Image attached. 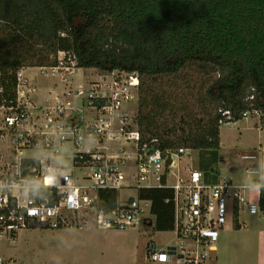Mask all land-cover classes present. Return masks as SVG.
Segmentation results:
<instances>
[{
  "label": "built area",
  "instance_id": "obj_1",
  "mask_svg": "<svg viewBox=\"0 0 264 264\" xmlns=\"http://www.w3.org/2000/svg\"><path fill=\"white\" fill-rule=\"evenodd\" d=\"M57 59V65L37 69L42 75L71 76L81 69L70 53L59 52ZM28 69L17 71L12 99L0 85V240L10 244L24 230L79 229L91 221L102 230L137 228L148 220L152 208V202L140 199L138 192L155 188L174 193L165 202L174 206L179 246L165 251L148 247L147 257L153 263L216 264V243L227 225L242 229L244 215L264 221V192L239 191L241 182L221 173L213 182L214 173L202 172L192 163L184 172L181 164L191 158L192 149H162L158 139L142 143L138 113L132 111L141 89L137 73L96 70L98 79L54 87L35 99ZM62 82H67L64 77ZM261 115L252 109L243 118ZM223 116L221 126L232 123L229 112ZM111 141L130 145V152L124 146L120 151L125 156L110 155ZM30 152L36 156H27ZM260 152L243 159L255 166L257 158H264V147ZM53 171L60 179L42 190L39 199L22 190L25 178H42ZM130 189L137 191L136 197L123 198L122 192ZM101 191L118 192L114 208L98 207ZM0 264L17 263L0 254Z\"/></svg>",
  "mask_w": 264,
  "mask_h": 264
},
{
  "label": "trees",
  "instance_id": "obj_2",
  "mask_svg": "<svg viewBox=\"0 0 264 264\" xmlns=\"http://www.w3.org/2000/svg\"><path fill=\"white\" fill-rule=\"evenodd\" d=\"M59 52L75 56L78 68L137 73L141 88L148 79L191 65L218 72L205 93L216 113L205 110L188 137L159 138L154 117L141 111V97L137 115L138 126L150 134L146 139L140 131L142 143L158 139L162 149L198 151L196 168L214 173L213 182L224 162L223 112L232 123L252 109L264 115V0H0V85L6 97H14L18 70L55 66ZM249 96L254 100L246 101ZM156 101L160 106L158 96ZM118 197L101 191L98 207L114 208ZM138 197L152 202L158 232L174 226V206L165 202L173 199L172 190L142 189Z\"/></svg>",
  "mask_w": 264,
  "mask_h": 264
},
{
  "label": "rangeland",
  "instance_id": "obj_3",
  "mask_svg": "<svg viewBox=\"0 0 264 264\" xmlns=\"http://www.w3.org/2000/svg\"><path fill=\"white\" fill-rule=\"evenodd\" d=\"M95 72V69L81 68L73 76L65 72L42 75L39 69L31 68L25 73L34 81L37 92L34 97L39 99L54 87L65 88L74 80L78 86L87 83L89 79H98ZM218 76V72L208 66L191 65L177 75L146 81L139 96L146 105L141 111L144 117H154L153 131L159 138L165 141L184 139L190 134L191 128L197 129L205 110L215 115V108L207 101L205 93ZM63 77L66 83L62 82ZM157 96L161 101L160 106L158 100L154 103ZM132 111L136 115L139 113V103H134ZM139 129L146 139L150 137L145 129ZM220 135L219 155L224 162H219L218 173L223 178L241 182L245 169L254 166L251 161L244 160L243 156H260L264 147V115L224 124L220 128ZM119 142H108L110 155L125 156L120 151L124 146L126 152L129 151L130 145ZM27 156H36V153L30 152ZM190 157L181 164L184 172V168L191 163L198 167L199 152L192 151ZM136 195L137 191L130 189L122 192L121 196L133 198ZM148 217L141 226L126 231L98 229L93 221L79 229L24 230L10 244L0 240V254L4 258L14 259L17 264H159L151 262L147 257L148 247L156 246L157 250L165 251L170 247H178L179 242L175 237V225L164 232H158L154 226L155 217ZM243 220L242 229L232 228L229 224L221 234L216 243V264H264V221L248 215H244Z\"/></svg>",
  "mask_w": 264,
  "mask_h": 264
},
{
  "label": "clouds",
  "instance_id": "obj_4",
  "mask_svg": "<svg viewBox=\"0 0 264 264\" xmlns=\"http://www.w3.org/2000/svg\"><path fill=\"white\" fill-rule=\"evenodd\" d=\"M59 179L55 171L47 173L42 178H25L24 188L22 190H26L30 196L35 194L34 198L39 199V193L46 187L51 188L55 186ZM44 180L49 182L47 186H45ZM240 190H247L258 194L264 192V158H257L255 166L247 169L242 177L239 187Z\"/></svg>",
  "mask_w": 264,
  "mask_h": 264
},
{
  "label": "crops",
  "instance_id": "obj_5",
  "mask_svg": "<svg viewBox=\"0 0 264 264\" xmlns=\"http://www.w3.org/2000/svg\"><path fill=\"white\" fill-rule=\"evenodd\" d=\"M28 70H29V69H28ZM74 82H76V81L74 80ZM63 88H64V87H63ZM150 215H152V214H150ZM150 215H149V216H150ZM152 216H153V215H152ZM149 223H150L151 225L153 224L151 221H149ZM237 226H238V225H237ZM237 226H235V227H237ZM231 227H232V226H231ZM238 227H239V226H238ZM232 228H234V227H232ZM240 229H241V228L239 227V230H240ZM225 230H226V229H225ZM225 230H224V232H225ZM152 247L154 248V247H156V246H152Z\"/></svg>",
  "mask_w": 264,
  "mask_h": 264
}]
</instances>
